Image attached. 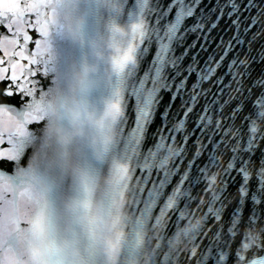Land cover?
I'll return each mask as SVG.
<instances>
[{
  "label": "water",
  "instance_id": "1",
  "mask_svg": "<svg viewBox=\"0 0 264 264\" xmlns=\"http://www.w3.org/2000/svg\"><path fill=\"white\" fill-rule=\"evenodd\" d=\"M40 12L43 27L46 16ZM137 17L147 32L136 65L121 81L124 115L113 146L134 173L130 234L149 233L143 245L148 264H241L246 231L264 227V127L251 131L264 123V0H123L121 21ZM31 20L35 25L36 17ZM27 31L32 55L43 38L35 26ZM0 36H10L2 24ZM55 43L65 55L75 54L59 38ZM0 60L8 76L11 62L36 72L27 78L38 81L39 95L52 90L55 81L41 64L10 61L2 50ZM10 88L13 95H5ZM25 103L10 79L0 80V106L11 109L0 113L6 130L13 125L14 131L23 126L38 132L40 124L17 119H26ZM4 140L0 149L8 154L12 146L7 135ZM30 151L21 148L14 161L0 159V173L13 174ZM215 173L218 184L209 191ZM195 213L200 225L177 244Z\"/></svg>",
  "mask_w": 264,
  "mask_h": 264
},
{
  "label": "clouds",
  "instance_id": "2",
  "mask_svg": "<svg viewBox=\"0 0 264 264\" xmlns=\"http://www.w3.org/2000/svg\"><path fill=\"white\" fill-rule=\"evenodd\" d=\"M39 7L48 24L40 64L55 83L29 112L40 117L38 132L27 129L17 143L18 156L31 149L26 163L11 175L0 173V264H148L149 233L130 234L132 164L113 154L124 115L121 81L137 63L147 24L139 17L122 22L123 0H44ZM57 38L75 54L65 55ZM4 112L11 109L0 106ZM218 175L209 177V191ZM201 219L189 216L176 243ZM260 251L264 227L248 229L241 264H264Z\"/></svg>",
  "mask_w": 264,
  "mask_h": 264
},
{
  "label": "snow or ice",
  "instance_id": "3",
  "mask_svg": "<svg viewBox=\"0 0 264 264\" xmlns=\"http://www.w3.org/2000/svg\"><path fill=\"white\" fill-rule=\"evenodd\" d=\"M40 3L37 0H0V24H2L10 33V36H0V50L9 57L10 61L12 58L19 57L21 60H27L29 64L40 65V56L42 55L41 49L46 44V37L48 36V24L45 21L43 27H39L40 21ZM35 16V25L31 20V17ZM36 27L41 37V40L36 41V52L32 55L27 53V43L31 40L28 35L27 29L29 27ZM23 38L24 46L19 45L20 39ZM19 48V50H17ZM5 63L4 60H0V65ZM11 75L8 76L9 68L0 67V80L10 79L15 89L20 95L25 96L26 103L24 104L23 115L26 117L23 124H40L41 120L39 116H29V112L33 109L34 101L39 95L42 87H39L38 81H32L27 77H34L36 72L31 68L25 69L24 66L18 62H11ZM44 71V70H43ZM42 74V73H41ZM22 81V82H21ZM7 96L13 95L11 88L5 93ZM15 126L10 125L7 130L5 129L4 123L0 121V144L5 143L4 137L8 136L7 143L12 147L8 154H5L4 149H0V159H7L14 161L18 157L19 146L15 143V136L19 135L20 138L27 135V128L20 126L14 131ZM2 191V188H0Z\"/></svg>",
  "mask_w": 264,
  "mask_h": 264
}]
</instances>
